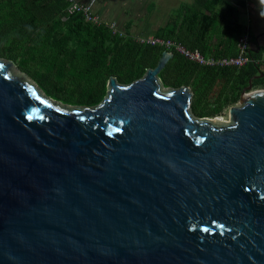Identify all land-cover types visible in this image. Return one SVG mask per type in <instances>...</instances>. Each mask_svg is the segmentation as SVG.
Wrapping results in <instances>:
<instances>
[{
  "label": "water",
  "instance_id": "water-1",
  "mask_svg": "<svg viewBox=\"0 0 264 264\" xmlns=\"http://www.w3.org/2000/svg\"><path fill=\"white\" fill-rule=\"evenodd\" d=\"M173 58L95 107L0 59V264H264V73L217 126Z\"/></svg>",
  "mask_w": 264,
  "mask_h": 264
},
{
  "label": "trees",
  "instance_id": "trees-1",
  "mask_svg": "<svg viewBox=\"0 0 264 264\" xmlns=\"http://www.w3.org/2000/svg\"><path fill=\"white\" fill-rule=\"evenodd\" d=\"M248 5L249 0L184 1L167 20L158 19L154 34L117 26L120 35L106 25L109 22L95 26L81 14H67L66 0H0V48L10 49L7 59L19 62L21 72L48 98L95 107L105 100L111 78L130 85L154 69L165 52L140 45L136 35L172 40L204 57L236 55L237 41L249 35L240 20ZM263 54L260 46L250 50L254 60L243 67H210L174 53L159 77L166 87L189 86L192 115L214 119L239 104L251 79L264 73ZM254 87L264 88V75L254 79Z\"/></svg>",
  "mask_w": 264,
  "mask_h": 264
},
{
  "label": "rangeland",
  "instance_id": "rangeland-1",
  "mask_svg": "<svg viewBox=\"0 0 264 264\" xmlns=\"http://www.w3.org/2000/svg\"><path fill=\"white\" fill-rule=\"evenodd\" d=\"M110 11L113 12L118 18L123 21L127 26H130L129 30L139 34H154L152 30L153 26L160 24V20L169 16L175 12L182 2H191L192 0H105ZM240 20L249 29V35H251V45L253 48H258L260 45L264 47V0H249V5L246 10H242ZM115 23L121 29H125V25L119 21ZM155 28V27H154ZM8 48H0V56L5 62L11 60L7 59L12 54ZM19 54V53H17ZM264 59V54H263ZM13 63V62H12ZM19 62L13 63L12 70L23 78L30 80L33 84L32 78H29L25 73H22L17 66ZM264 70V69H263ZM240 104V103H239ZM237 104V105H239ZM211 119L213 124L217 126L228 125L229 121V109L225 110L222 117ZM228 122V123H226Z\"/></svg>",
  "mask_w": 264,
  "mask_h": 264
},
{
  "label": "built area",
  "instance_id": "built-area-1",
  "mask_svg": "<svg viewBox=\"0 0 264 264\" xmlns=\"http://www.w3.org/2000/svg\"><path fill=\"white\" fill-rule=\"evenodd\" d=\"M68 3L67 14H81L85 21L95 26L104 25L102 17L95 12L93 2H83L82 0H66ZM114 34L122 33L119 31L117 24H106ZM134 40L140 45L158 46L165 49L168 53H177L188 61L196 62L200 65L210 67H243L250 60V36L247 34L240 38L236 43V55L228 56H207L204 57L199 50H190L180 43L172 40L159 39L154 36H135Z\"/></svg>",
  "mask_w": 264,
  "mask_h": 264
},
{
  "label": "crops",
  "instance_id": "crops-1",
  "mask_svg": "<svg viewBox=\"0 0 264 264\" xmlns=\"http://www.w3.org/2000/svg\"><path fill=\"white\" fill-rule=\"evenodd\" d=\"M83 2H93L95 12L98 13L103 18L104 21L109 22V23H115V21L116 22L119 21L120 23H123V25H125L126 28H128V26L123 21H121L118 18V16L115 15L116 13L113 14V12L110 11L109 5H108V3L105 0H83ZM260 46L263 47L262 45H260ZM263 49H264V47H263ZM27 55L28 54H24V56L21 55L20 58H24ZM263 61H264V59H263ZM263 69H264V65H263ZM26 75H27V73H26Z\"/></svg>",
  "mask_w": 264,
  "mask_h": 264
},
{
  "label": "bare ground",
  "instance_id": "bare-ground-1",
  "mask_svg": "<svg viewBox=\"0 0 264 264\" xmlns=\"http://www.w3.org/2000/svg\"><path fill=\"white\" fill-rule=\"evenodd\" d=\"M248 36H250V50L252 49V45H251V35H248ZM252 60H254L251 56H250V60H249V62H251ZM248 62V63H249ZM247 63V64H248ZM245 66V65H244ZM261 74V73H260ZM260 74H258V75H260ZM254 89H264V88H255L254 87ZM213 121H218V118L216 119V120H213ZM218 122H220V121H218ZM226 123H228V122H226Z\"/></svg>",
  "mask_w": 264,
  "mask_h": 264
}]
</instances>
